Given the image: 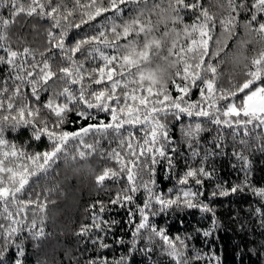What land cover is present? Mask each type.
I'll return each instance as SVG.
<instances>
[{"label": "snow or ice", "instance_id": "1", "mask_svg": "<svg viewBox=\"0 0 264 264\" xmlns=\"http://www.w3.org/2000/svg\"><path fill=\"white\" fill-rule=\"evenodd\" d=\"M20 17L48 23L43 50L14 31ZM86 26L92 32L79 36ZM0 53V264H27L24 240L46 236L56 189H37L58 162L111 193L90 205L74 264H136L138 253L150 264H223L205 192L251 193L253 226L264 229V186L252 183L248 152L264 154V0H0ZM229 137L241 177L232 184L214 166ZM158 172L176 184L160 189ZM119 209L121 219L106 218ZM193 210L211 226L172 235L154 222ZM200 236L207 250L193 242Z\"/></svg>", "mask_w": 264, "mask_h": 264}, {"label": "trees", "instance_id": "2", "mask_svg": "<svg viewBox=\"0 0 264 264\" xmlns=\"http://www.w3.org/2000/svg\"><path fill=\"white\" fill-rule=\"evenodd\" d=\"M111 15V14H109ZM19 25L14 29L19 35L27 40V44L33 48L43 50L45 45V37L43 30L49 25L46 21H38L32 18H19ZM20 25H23L22 27ZM32 25H35L38 31H32ZM92 29L87 26L80 30L79 36L91 33ZM15 40V36L13 37ZM15 46V45H14ZM253 45H249L245 55H252ZM234 45L229 42V50H232ZM2 54V53H0ZM221 71H231L229 65H222ZM239 67L236 72L239 73ZM242 79L237 76V80ZM192 99H199L198 93L194 90ZM175 123V122H173ZM76 125H71L69 130H75ZM177 138L181 137L179 127L175 130ZM16 133L12 134L15 138ZM28 135L25 134L17 140V143H24L28 140ZM228 144L225 151L228 155H221L214 161L216 175L219 180L227 181L229 184L238 183L241 179L239 168H233L231 165L238 164V161L231 155L232 148L231 137L228 138ZM46 146V144L44 145ZM239 148V144L236 145ZM35 150H41L39 144L33 145ZM250 159L253 164L252 183L256 186H264V154L258 151L248 150ZM89 163L99 171V162L96 159H90ZM59 166L54 168L46 181L37 191H42L44 187L55 188L51 193V199L55 204L48 207V219L45 222L46 236L39 241H33L30 237L24 240V246L27 253V264H74L70 261L71 256H79L86 247L83 239L76 235L82 224H90V205L98 200H103L108 203L110 192H105L97 189L91 175L86 171L74 172L71 167L65 166L63 162H58ZM158 187L166 190L176 184V178H168L167 174L158 172L157 174ZM109 189L113 185H108ZM211 185L206 184V188ZM208 202L212 204L215 210V217L218 220L219 227L216 231V239L213 243V248L222 258L223 264H264V235L260 233L264 229L259 226L254 227V217L251 216L249 205L256 206L257 197L251 193L233 195L231 197H217L214 200L205 192ZM119 212V215L117 214ZM124 213L122 209L116 210L107 214L108 219H121ZM182 219L178 216L161 215L154 219V222L159 227H166L172 235H184L186 232L192 231L195 226L197 228H209L212 220L210 214L201 213L197 210L188 212L186 215L181 214ZM241 225H247L246 229L241 228ZM121 236H124L126 241L131 239L125 235L127 229L113 230ZM27 236V234H25ZM113 236L110 234L107 241L111 243ZM197 247L207 250L208 242L202 237H198L193 241ZM87 255H92V246L89 244ZM119 245L112 249L111 255H116ZM15 248L12 253H15ZM107 253V250H105ZM157 260L165 259L162 256H156ZM136 264H150L145 261L138 253L136 256Z\"/></svg>", "mask_w": 264, "mask_h": 264}]
</instances>
